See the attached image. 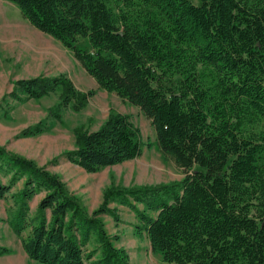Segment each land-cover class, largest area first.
<instances>
[{
	"label": "trees",
	"instance_id": "trees-1",
	"mask_svg": "<svg viewBox=\"0 0 264 264\" xmlns=\"http://www.w3.org/2000/svg\"><path fill=\"white\" fill-rule=\"evenodd\" d=\"M7 1L154 129V141L144 143L129 115L111 111L98 129H75L70 162L93 173L155 145L184 173L167 183L107 187L88 212L58 174L0 146V174L9 176L0 179V199L22 180L5 223L29 260L129 264L102 220L107 214L119 221L109 206L115 202L134 214V231L146 236L159 264H264V0ZM14 86L12 95L33 99L60 89L52 110L59 119L61 110H79L94 95L65 74ZM9 252L0 247V255Z\"/></svg>",
	"mask_w": 264,
	"mask_h": 264
},
{
	"label": "rangeland",
	"instance_id": "rangeland-1",
	"mask_svg": "<svg viewBox=\"0 0 264 264\" xmlns=\"http://www.w3.org/2000/svg\"><path fill=\"white\" fill-rule=\"evenodd\" d=\"M79 43L88 47L86 40ZM65 74L81 91L93 90L94 95L79 110L71 107L60 111V119L52 110L60 100V89L39 99L25 94L12 95L15 82L35 77H54ZM111 111L129 115L140 131L141 141L153 142L154 129L141 110L115 93L98 87L73 52L50 35L32 26L19 8L7 0H0V146L6 150L34 160L50 172L58 174L67 188L82 200L88 212L103 201L107 187L154 185L179 180L183 169L172 160H166L155 145L145 146L140 156L122 163L106 166L89 173L70 162L66 152L75 148V129L94 131L108 118ZM42 123L41 133L26 135L23 132ZM9 176L0 174L6 183ZM22 187V180L15 184L5 199H0V247L11 250L0 255V264H35L21 247L19 238L5 223L11 194ZM42 193L30 201L33 214ZM110 207L118 210L119 221L107 214L102 220L117 247L129 255V264H159L161 257L154 253L146 236L134 231V214L115 202ZM93 244L86 246L90 250Z\"/></svg>",
	"mask_w": 264,
	"mask_h": 264
}]
</instances>
